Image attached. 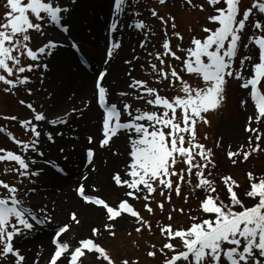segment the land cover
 Listing matches in <instances>:
<instances>
[{"label":"snow or ice","instance_id":"6c2138e0","mask_svg":"<svg viewBox=\"0 0 264 264\" xmlns=\"http://www.w3.org/2000/svg\"><path fill=\"white\" fill-rule=\"evenodd\" d=\"M158 3L165 5L166 0ZM185 4L190 10L207 12L201 34L193 33L186 47L173 44L172 37L184 40L181 32L175 31V22L171 24V36L168 34L169 20L175 17L169 14L166 19L153 7L151 16L162 22L164 39L162 50L149 51L147 37L155 33L137 10L139 0H113L111 20L105 25L109 36L105 58L91 95L81 98V107L73 106L55 115L43 104L20 99L18 103L29 110V116L3 117L17 121L29 138L18 139L0 126L16 145V149L0 147V163L12 164L0 169V264H28L21 241L55 222L46 205L32 203L37 181L49 177L45 165L56 170L57 180L65 172L63 166L47 158L45 145L50 147L63 139L65 128L69 133L76 132V120L93 107L98 112L97 130L86 137V166L97 171L94 161L100 149L122 158L109 173L110 184L121 192L111 202L102 194H86L88 188L92 193L100 192L95 183H85L89 180L87 172L72 190L84 204L103 211L107 221L102 225L103 232L114 238L117 223L126 217L133 218L137 233L144 229L151 232V221L130 200L145 201L143 208L149 214H155L154 202L163 213L165 201L171 204L174 193L188 208L173 205L167 219L172 221V212L178 211L187 216V221L158 224L165 242L159 248L151 244L148 257L155 258L159 253L162 264H264V173L247 172V186L241 191L231 174L215 171V152L205 143L208 133L200 131L202 125L211 124V114L225 107L229 84L235 81L242 92L239 106L245 115L244 138L234 149L228 145L227 157L236 165L241 159L248 161L253 154L264 152V0H185ZM3 7L0 90L13 96L20 88L29 96L43 91L55 101L71 84L57 86L53 81L51 90L44 88L50 58L59 49L70 48L80 63L90 66L81 41L73 36L72 23L77 12L87 15L86 0H5ZM125 27L143 32L145 38L138 47L146 53L147 63H139L133 49L132 57L123 61L128 65L125 87L118 89L113 86L115 81L109 84L107 78L113 56L122 48V38L117 34ZM49 29L59 31L67 42L47 38ZM34 34L45 37L46 42L35 44ZM137 67L149 78L133 75ZM34 74H38L40 89L29 86ZM75 95L73 92L72 97ZM114 138L123 139V151L112 149ZM75 147L73 144V150ZM59 151L65 153L66 149L59 147ZM63 160L68 162L69 156L64 155ZM9 175L11 180L5 178ZM156 193L163 200H157ZM192 198L195 207L191 206ZM70 221L81 225L77 211L70 213ZM70 227V223H63L54 229L48 264H84L89 256L90 264H116L108 249L97 242L103 235L101 226H92L90 235L75 243L71 242L73 238L64 239ZM120 264L130 261L123 259Z\"/></svg>","mask_w":264,"mask_h":264},{"label":"rangeland","instance_id":"374dc122","mask_svg":"<svg viewBox=\"0 0 264 264\" xmlns=\"http://www.w3.org/2000/svg\"><path fill=\"white\" fill-rule=\"evenodd\" d=\"M5 0H0V16L3 15L5 8L3 7ZM203 0H194V3H201ZM248 0H245V3H247ZM112 3V0L109 4ZM155 7L160 15H164L167 19L169 14L171 16L175 17V20H169L168 23V34L171 36V32L173 29L171 28V24L173 22L176 23L177 28L175 31L181 32V34L184 36V40L181 42L177 38L172 37V43H181L182 46H188L190 37L193 33L200 35V26L204 23V17L207 15V12H201L199 10H190L186 4L185 0H166L165 5H159L158 0H139V5L137 7V10L141 13L143 17L146 18V22L151 28V31L155 33V35L149 34L147 37L148 40V50L149 51H155V50H162L161 45L164 39V31H163V24L160 20H158L155 17L151 16L150 9ZM111 9V8H110ZM102 18L100 15L98 19ZM108 20V21H107ZM104 22V29L103 34L106 33V39H109V36L106 32L105 25L109 23V19H107ZM189 29H192L193 32H190ZM60 33L59 31H56ZM86 34L89 32L88 29H85ZM138 34V37L136 39V44L138 46V42L144 39L143 32H140L137 30L136 32ZM47 38H55L54 31L52 29H49L47 32ZM64 40L66 39H60ZM104 40V39H103ZM34 42L35 44L39 45L46 42L45 37H39L34 34ZM69 51H72L70 48H68ZM103 51V50H102ZM131 55V54H130ZM128 54V56H130ZM139 63H147L146 53L141 50ZM74 62L78 64L77 58L74 56ZM88 58V57H87ZM89 64L92 65L91 60L88 58ZM51 70V67H50ZM90 72V71H86ZM50 73V71H49ZM49 73L47 75V78L45 80V84L48 81ZM91 73V72H90ZM133 75H135L137 78L141 79H148L146 72L139 67L136 68V70L133 72ZM92 79V77H91ZM92 83V80H91ZM33 89H40L41 85L38 79V74H34L33 76V82L29 85ZM45 87V85H44ZM125 87V84H124ZM46 88V87H45ZM93 88V87H92ZM47 89V88H46ZM242 96V92L239 89L237 83L235 81H231L228 87V100L226 102L225 107L217 113H213L210 115L211 124L210 125H202L200 128L201 133L207 132L208 133V140L205 141L206 146L212 147L215 152V159L218 164V169L215 171L224 173V174H231L235 179L238 180L239 184L241 185V191L244 190V188L247 186V178L246 174L249 171H252L254 174H261L264 173V152L259 154H253L248 161H243L242 159L236 164H231L230 160L227 157V151L229 150L228 145L231 144L233 146V149L236 147L238 142H242L244 138V134L242 132V124L245 120V115L243 110L239 106V100ZM20 99H25L27 101H36L37 104H43L45 105L46 109H49L52 105L49 103V99L47 97L46 92L38 91L35 95L29 96L25 93L23 88H20L18 91V94L13 96L11 94H5L2 90H0V126H3L4 129L7 131L12 132L18 139H28L29 134L25 133L23 129L20 127L19 123L17 121L12 120H6L3 117L4 116H13L16 115L20 119H24L29 116V110L18 103ZM51 102V101H50ZM78 107H81V104L78 105ZM66 109H69L67 107ZM65 109V110H66ZM64 111V110H63ZM61 111L60 113H62ZM60 113H56L55 115H58ZM96 127H97V119L95 121ZM60 127V126H57ZM238 134H243L242 136ZM88 136V133H84L82 135V146H80L79 154L81 160L83 159L84 154V148L87 144L86 137ZM68 140L71 139V136H67ZM222 137V139H220ZM217 139H220V146L216 147V141ZM8 136L0 131V147H7L11 149H16V145L14 144H8ZM54 146L51 145L50 147L46 144L45 145V151L47 153V158L51 159L53 163H58L61 166L65 168V165L62 164V161L59 159L60 156L63 154H58L56 158H53V152L50 150V148ZM73 147V145H72ZM71 150V149H70ZM104 150V149H100ZM108 150L105 151V153ZM99 153V150H98ZM11 163H2L0 164V169L4 167H11ZM45 167L56 174V170L51 167V165H45ZM66 170V169H65ZM8 180L12 179V176L9 175L5 177ZM41 181H37V184L35 185L38 189L40 186ZM30 187L32 185H29ZM77 186V182H74L70 185V193L72 195H76L75 192L72 190ZM185 191H187V188H185ZM37 193V192H36ZM32 195V203L34 204H41L37 199H35V194ZM86 194H98V193H92L91 189H86ZM99 195V194H98ZM156 196L157 200H163L162 197L158 195V193L153 194ZM77 196V195H76ZM118 196V195H117ZM117 196L114 198L117 199ZM78 198V196H77ZM82 201V200H81ZM111 202V201H110ZM137 210L141 212L143 216H145L146 219H149L152 223V231L149 232L147 229L142 230L141 233H137L135 231V228L137 225L135 224L133 218L126 217L123 221H119L117 223V227L115 229L116 236L113 238L108 235L107 232H103L102 225L103 223L107 222L105 217L101 216V218L97 219L94 224L89 225L87 228V231L77 236L74 242L78 240L79 238L87 237L90 235V228L92 226H101V231L103 232V235L98 239L97 242L101 243L103 246H105L109 253L112 255L114 260L116 261V264H120V261L123 259H128L130 261L136 260L138 261V264H162L163 257L158 253L155 258L148 257L147 251L151 250L150 245L155 244L157 248H159L164 242V237L161 236L159 229L157 227L158 224H166V223H173L174 225H179L182 223H185L187 221V216L180 214L178 211L172 212L173 220L168 221L167 215L172 210L173 205L177 209L180 207H184L185 210H187L188 205H185L183 200L181 198H178L173 193L172 203H168L165 201V210L163 213L160 212V210L156 207V204L153 202L152 206L155 209V214H149L144 208L143 204L145 201H132ZM191 206H196V200L195 198H192ZM72 211L68 210L65 212L64 220L62 222L58 223H51V226L43 227L42 229H37L34 231L31 235L27 236L22 241H27L31 237H35L38 240L39 236L42 234H46L48 241L50 240L49 233L52 232L54 234V229L58 225H62L63 223H70L71 226H77L73 224L70 221V213ZM68 237H71L70 232H68ZM131 233V235H129ZM66 239V238H65ZM68 239V238H67ZM21 241V242H22ZM52 246V244H50ZM35 250L40 249L41 246L34 242ZM54 246H52L53 249ZM23 254V253H22ZM92 259L91 256L88 258H85L84 264H90V260ZM33 264H48V261H45L44 258H38L37 256L32 259ZM106 264V262H105Z\"/></svg>","mask_w":264,"mask_h":264},{"label":"bare ground","instance_id":"6f19581e","mask_svg":"<svg viewBox=\"0 0 264 264\" xmlns=\"http://www.w3.org/2000/svg\"><path fill=\"white\" fill-rule=\"evenodd\" d=\"M110 2L111 0H86L88 9L87 15L85 16L81 12H77L72 18V23L75 25L73 36L79 38L83 45L82 51L92 62L90 66L91 73L86 72L79 64L74 62V54L72 51H69L68 48L59 49L55 56L50 58L49 63L51 70L48 81L44 84L45 87L51 90L50 82L53 81L57 86L67 83L71 84V88H66L65 93L57 96L55 101H49L52 105L49 109L53 110L55 114L60 113L67 107H69V109L73 106L78 107V105L81 104V98H87L91 95L94 79L98 70L102 67V62L105 58V49L109 41V39L105 40L106 33L105 35L103 34V29L104 22L111 18V9L109 8ZM100 15L102 18L98 19ZM89 27L92 28V31L86 34L85 29H89ZM53 31L55 37L59 40L66 39L60 33L55 30ZM137 37L138 34L136 30L127 27H125L121 33L117 34V38H122V48L119 50L118 54H114L113 56L110 64L111 75L107 78V81L109 84L115 81L113 86L118 89L124 88L126 79L124 73L125 70L128 69V65H125L123 61L132 57L133 49H136V55H140L142 50L136 44ZM128 54L131 55L128 56ZM73 92L76 93L74 98L72 97ZM97 115V109L93 107L91 110L84 112L82 119L76 120V132L69 133L67 128L64 129V138L57 139L56 144L52 146L50 150L53 152V158L58 157L57 153L63 154L59 159L62 161V164L65 165L67 176L57 180L54 178L56 174L48 170L49 177H46L44 181L40 183L37 193L35 194V199L51 210L56 223L64 220L66 211L78 212L81 225H72L69 229L71 237H68L69 233L64 236V239L73 238L71 242H74L77 236L84 234L89 225L94 224L97 219L101 218L103 211H98L93 206L84 204L80 198H77L76 195H72L69 192L70 185L74 182H78L81 175L87 172L89 180L85 183L87 185L95 183L97 187L100 188L98 194H102L108 197L110 201H113L121 192V190L116 189L110 184L109 173L118 162V159L122 158H114L109 151L105 153L107 149L99 150L94 161L97 169L95 172L90 170L91 166H86L84 156L82 160L80 158L79 148L82 146V135L84 133H88L89 135L96 132L97 127L95 121ZM238 135L242 136L243 134H238L237 132V136ZM67 136H71V139L68 140ZM73 136L77 138H72ZM73 144L76 146L75 150H73ZM59 147H65L66 152L61 153ZM112 149L123 151V139H115V144L112 145ZM64 155L69 156L68 162L63 160ZM52 235V232H50L49 237L51 236L52 238ZM50 240L48 241L46 234H42L36 241L35 237H31L27 241L21 242L22 253L26 256L28 264H33L32 259L36 256L48 261L50 253L53 250L50 246ZM34 242H37L41 248L35 250Z\"/></svg>","mask_w":264,"mask_h":264}]
</instances>
